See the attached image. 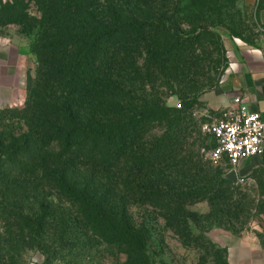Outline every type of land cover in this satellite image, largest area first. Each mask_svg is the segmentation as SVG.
Segmentation results:
<instances>
[{
    "label": "rangeland",
    "instance_id": "1",
    "mask_svg": "<svg viewBox=\"0 0 264 264\" xmlns=\"http://www.w3.org/2000/svg\"><path fill=\"white\" fill-rule=\"evenodd\" d=\"M47 1L0 0V35L12 37L27 65L24 101L0 108V140L26 131L25 108L33 97L37 67L32 49ZM11 7L25 26L4 25ZM143 8L149 23L171 29L174 37L163 49L177 56L166 55L155 67L144 51L131 53L138 73L133 76L127 68L122 85L125 100L134 89L138 106L165 108L157 110V120L143 136L145 151L139 153L151 149L160 160L173 155L163 177L167 182L159 185L167 189L147 196L143 185L150 178L139 172L141 189L123 217L125 233L134 236L129 248L125 241L105 242L75 220L73 208L58 199L44 176L19 178L0 187V264H227L226 245L218 236L262 241L263 182L230 180L227 161L209 159L213 140L202 130L219 113L207 97L220 86L231 42L252 32L247 15L230 0H151Z\"/></svg>",
    "mask_w": 264,
    "mask_h": 264
},
{
    "label": "trees",
    "instance_id": "2",
    "mask_svg": "<svg viewBox=\"0 0 264 264\" xmlns=\"http://www.w3.org/2000/svg\"><path fill=\"white\" fill-rule=\"evenodd\" d=\"M150 2L47 1L32 49L37 67L26 131L0 140V187L42 175L88 231L107 243L125 241L129 248L134 236L125 233L123 217L141 189L139 172L149 175L143 189L151 197L164 188L159 185L167 182L163 177L173 157L160 160L151 149L139 153L157 110L165 108L138 106L134 89L125 100L122 85L127 68L138 73L131 53L144 51L155 67L166 55L177 56L163 49L174 37L171 29L148 22L142 9ZM15 10L5 13L4 25L25 26ZM140 15L146 20L138 21ZM150 65L146 62L144 71Z\"/></svg>",
    "mask_w": 264,
    "mask_h": 264
},
{
    "label": "crops",
    "instance_id": "3",
    "mask_svg": "<svg viewBox=\"0 0 264 264\" xmlns=\"http://www.w3.org/2000/svg\"><path fill=\"white\" fill-rule=\"evenodd\" d=\"M247 15L252 32L246 38H234L229 47V59L217 92L207 100L221 110L230 104L232 95L242 98L250 112H257L264 121V0H230ZM13 44L8 34L0 35V108L18 107L25 99L23 75L27 71L23 50ZM230 170L237 179L256 178L264 184L263 150L240 160ZM262 241L220 235L219 243L227 250V264H264V215Z\"/></svg>",
    "mask_w": 264,
    "mask_h": 264
},
{
    "label": "built area",
    "instance_id": "4",
    "mask_svg": "<svg viewBox=\"0 0 264 264\" xmlns=\"http://www.w3.org/2000/svg\"><path fill=\"white\" fill-rule=\"evenodd\" d=\"M202 130L213 140L209 152L212 162L225 160L234 168L240 160L263 150L264 121L259 113L248 111L238 95H232L230 104Z\"/></svg>",
    "mask_w": 264,
    "mask_h": 264
},
{
    "label": "water",
    "instance_id": "5",
    "mask_svg": "<svg viewBox=\"0 0 264 264\" xmlns=\"http://www.w3.org/2000/svg\"><path fill=\"white\" fill-rule=\"evenodd\" d=\"M228 178L230 180H237V176H236V173L234 171H230L229 174H228Z\"/></svg>",
    "mask_w": 264,
    "mask_h": 264
}]
</instances>
